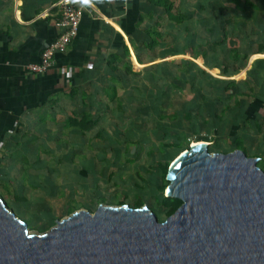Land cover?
Instances as JSON below:
<instances>
[{"label": "trees", "instance_id": "obj_1", "mask_svg": "<svg viewBox=\"0 0 264 264\" xmlns=\"http://www.w3.org/2000/svg\"><path fill=\"white\" fill-rule=\"evenodd\" d=\"M150 1L169 14L170 26L167 22L163 29L175 26L181 32L174 37L175 44L171 45L173 36H164L162 28L159 30L156 25L142 26L144 17L139 16L135 30L128 36L137 60L146 62L141 56L145 52L150 62H160L134 71L130 48L123 43L121 60L119 53L112 54L108 63L112 83L105 87V91L110 101H84L88 110L72 111L65 123L78 131L80 139H87L93 148L100 147L93 150L95 157L101 158L100 150L105 149L102 150L105 151L102 168L81 166L80 170L86 172L80 171L79 174V184L84 190H91L95 195L103 184L111 186L121 181L143 188L142 191L148 194L158 187L162 195L158 200L162 210L159 218L163 221L182 204L180 198L162 194L169 184L167 173L170 166L169 158H163L164 154L173 156L176 150L188 146L189 141L195 139L212 141L209 146L212 152L233 151L238 147L233 146L232 150L224 148L219 136H230V122L239 119L240 123L231 126L233 130L250 123L259 132L263 131L264 58L255 59L251 67H247L253 55L264 54V41H257L248 35L241 38V31L247 25H243L240 21L242 18L227 6L233 4L245 10L257 5L252 0H197L189 6L170 0ZM206 2L213 11L214 22L202 13L206 9ZM211 2H216L220 7ZM186 54H192L194 58L203 56L206 67L220 69V77L211 75L197 62L185 58ZM169 56L173 58L166 59ZM244 69H247L246 79L233 78ZM118 79H122L121 83ZM253 99L260 101L262 106L252 105ZM220 123L222 127L219 126V135L206 133L210 128L218 129ZM114 142L125 145L128 154L131 153V144H142L147 148L145 157L153 159V162L140 169L138 155L122 161L121 147ZM110 150L115 155H111ZM254 157L260 158L259 165L262 157ZM27 167L41 169L38 166ZM26 174L33 178L32 174ZM16 178L23 187L25 180ZM147 180L153 187H149L151 191L144 189L142 182ZM14 197L19 202L28 199L23 193L15 194ZM98 201L85 207L95 211L103 203L102 198ZM74 203L75 196L66 198L62 205L67 213ZM144 205L148 204L140 202L136 207ZM59 219L61 215L55 213L50 227Z\"/></svg>", "mask_w": 264, "mask_h": 264}, {"label": "water", "instance_id": "obj_2", "mask_svg": "<svg viewBox=\"0 0 264 264\" xmlns=\"http://www.w3.org/2000/svg\"><path fill=\"white\" fill-rule=\"evenodd\" d=\"M209 146L170 166L166 194L182 204L163 221L148 205L103 202L38 232L0 195V264H264L260 158Z\"/></svg>", "mask_w": 264, "mask_h": 264}, {"label": "crops", "instance_id": "obj_3", "mask_svg": "<svg viewBox=\"0 0 264 264\" xmlns=\"http://www.w3.org/2000/svg\"><path fill=\"white\" fill-rule=\"evenodd\" d=\"M58 1L0 0V172L7 175L37 173L28 172L27 166H43L51 175L56 169L48 166L63 163L64 144L76 143L79 134L66 119L74 110H88L84 101H110L105 91L112 83L108 63L112 54L119 53L121 60L123 43L130 48L134 71L160 62H150L145 52L141 56L146 62L137 60L128 36L139 16L144 17L142 26L156 25L164 36H173L171 45L181 34L175 26L163 29L167 22L170 26L169 14L150 0H77L84 6L77 36L65 52L56 54L48 72L32 73L28 65L38 62L61 32ZM170 1L187 6L197 2Z\"/></svg>", "mask_w": 264, "mask_h": 264}, {"label": "rangeland", "instance_id": "obj_4", "mask_svg": "<svg viewBox=\"0 0 264 264\" xmlns=\"http://www.w3.org/2000/svg\"><path fill=\"white\" fill-rule=\"evenodd\" d=\"M252 2L254 5H257H255V7H248L247 9H245L246 11L244 9L241 10V8H237L233 4H227V6L231 7L232 12H234L237 16H240L239 18H242L240 21L243 22V25H247L244 31H247L248 33L245 34L244 31H241V38L247 37L248 35L252 39H258L257 41H264V0H252ZM211 3H214L213 5H215L216 7H220L216 2ZM205 5L206 9L203 10L202 13L206 17H208L211 22H214L212 18V9L208 6L207 2ZM216 34L218 36V33ZM182 56L183 55H179V57ZM184 57L192 59L194 62L202 65L204 67L203 69H205L211 75L220 77V69H209L208 67H206L204 65L203 57L199 56L198 58H194L192 54H186L184 55ZM172 58V56L169 57V59ZM257 58H264V56H258L257 54L253 55L250 58V62L247 68H250L252 62ZM233 77L236 79H246L247 69L242 70L240 73L234 75ZM138 96L141 97V94H138ZM252 105L262 106V103L260 101H256V99H253ZM237 123H240V119L236 120L235 122H230V125H235ZM262 123V132H259L250 123L242 125L240 129L235 128L236 130H233V127H231V125L230 136L221 134L219 136V140L221 142V146L226 149L232 150L233 146H237L238 148L236 149H241L248 155H260L262 157V160L259 162V166L264 170V120L262 121ZM221 125L222 123H220L218 127ZM221 127H219L218 129L210 128L206 131V133L217 136L219 135V133H221ZM78 139L80 143H77ZM78 139H75L76 143L67 142V145L64 144V147H66V156L64 157L63 163L61 165L53 164L48 166L49 168L56 169L55 172L51 175H48L46 170H43V166H38L41 167V169H38L37 173H32L33 178H30L31 176L29 174H24L21 176H11L0 172V193L2 194L8 206L12 208L18 216H20L27 222L30 230L38 232L48 231L51 228L50 226L52 225L53 216L55 215V213L57 215H61L62 219L76 210L86 208V205H91L96 202L98 203V199L101 198L105 203H128L133 207H136L140 202H144L148 204V206L157 214L158 218L161 216L162 210L158 205V200L162 195H160L161 193L159 192L158 187H154V189L153 187H150V183L148 182V180L142 183L144 184V189H146L147 191H151L150 188L153 189L151 194L142 191L143 188L134 185L132 186L129 183H123L122 181L119 183L117 182L116 184L111 186L103 184L102 189L100 191H97L95 195L93 192H91V190L85 191L83 186L79 184V180H81L79 174L81 172H86L84 170H80V168L81 166L94 169L102 168L101 166L104 164L102 158L105 155V151L102 150L105 149L103 148L100 150L101 158H97L95 157L93 150H97L100 147L97 146L94 147L96 148L94 149L93 145L89 144L87 139H80L79 135ZM194 142H197V140L195 139L194 141H189L188 146L186 145L181 150H176V153L173 156L164 154L163 158H169L171 166L172 163L177 159V157L184 150L188 149L189 146ZM208 143L211 144L212 141ZM114 144L119 145L118 147H121L123 158L122 161L127 157H135L136 155H138L137 159L140 163V169L149 166L153 162V159L145 157L147 148L145 146L143 147L142 144H131V153L129 152V154L126 153L125 145H120L118 142H114ZM109 153L111 155H115L112 150H110ZM29 167L31 168L32 166ZM14 170L15 169H13V171ZM29 170H34V168H31ZM16 177L25 180V184L23 187L19 185ZM130 186L132 187L130 188ZM19 193L25 194L28 199L26 201H17L14 195ZM162 194L167 196L165 188L163 189ZM73 196H75V203L72 206L70 212L67 213L62 204L65 202L66 198Z\"/></svg>", "mask_w": 264, "mask_h": 264}, {"label": "built area", "instance_id": "obj_5", "mask_svg": "<svg viewBox=\"0 0 264 264\" xmlns=\"http://www.w3.org/2000/svg\"><path fill=\"white\" fill-rule=\"evenodd\" d=\"M125 1L133 2L134 0ZM56 6L59 8L56 25L61 28V32L53 42L46 46L39 61L28 65V69L32 73L44 74L48 72L55 62L56 54L65 52L79 32L84 6L79 5L77 0H59Z\"/></svg>", "mask_w": 264, "mask_h": 264}]
</instances>
